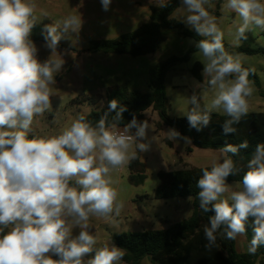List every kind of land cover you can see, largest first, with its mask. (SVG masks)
Wrapping results in <instances>:
<instances>
[{
    "label": "clouds",
    "instance_id": "obj_1",
    "mask_svg": "<svg viewBox=\"0 0 264 264\" xmlns=\"http://www.w3.org/2000/svg\"><path fill=\"white\" fill-rule=\"evenodd\" d=\"M100 3L109 11L112 0ZM214 7L213 0H181L178 7L182 22L202 37L193 55L203 65L204 79L196 84L201 91L187 98L191 107L185 116L190 128L200 131L222 111L228 117L222 130L229 135L248 114L254 92L249 75L255 69L243 66L241 54L226 51L225 31L208 10ZM222 8L235 14L227 29L233 47H240L249 32H264V0H224ZM43 17L49 16L37 14L36 0H0V264H121L125 250L114 244L97 247L90 221L121 215L124 201L113 173L149 150L150 142L143 141L152 127L133 114L121 128L127 106L113 99L95 124L80 113L58 135H31L34 119L52 110L55 76L65 63L57 47L83 23L80 15H68L44 25L51 55L41 62L30 37ZM208 95L210 101L202 104ZM164 133L170 141L190 143L175 128ZM248 147L244 140L219 148L196 182L199 208L212 213L203 226L209 249L217 246L218 234L231 241L246 236L249 220L248 253L264 246V142L255 146L245 170L234 157ZM241 172L234 190L227 178Z\"/></svg>",
    "mask_w": 264,
    "mask_h": 264
},
{
    "label": "trees",
    "instance_id": "obj_2",
    "mask_svg": "<svg viewBox=\"0 0 264 264\" xmlns=\"http://www.w3.org/2000/svg\"><path fill=\"white\" fill-rule=\"evenodd\" d=\"M162 4L165 7L151 6L149 22L143 24L139 29L122 34L114 39L92 40L89 44V52H103L106 54L129 55L133 58L155 53L166 40V31H176L182 38L190 37L195 41L202 39L193 30L171 18L174 10L181 5V0H168ZM248 39L243 41L240 47L231 49L223 41L226 51L232 54L261 55L264 57L263 48H252L254 37L248 33ZM33 41L37 38L31 35ZM195 47L189 49L184 55H171L159 61L149 70V83L151 92L132 90L125 82L109 85L103 93L84 95L79 98L81 103L97 105L102 99L106 104L99 110H92L85 115L93 124L109 108V102L117 99L121 105L127 106L123 113V124L132 119L133 114L139 121H145L144 112L153 109L159 113L161 123L157 127L167 126L175 128L182 136H188L193 140L197 148H221L225 144H239L247 140L249 147L241 149L234 157L237 165L246 170L250 154L258 143L264 142V113H251L242 118L235 134L225 135L222 130L226 115L212 114L211 122L202 130L197 131L190 128L186 117L170 118L169 100L166 94L164 79L169 70L174 66L186 62ZM244 66V65H243ZM245 68H249L244 66ZM252 69V68H249ZM203 65L200 62L194 64L191 73L195 79L202 82L201 71ZM249 80L260 87L261 82L256 72L249 75ZM262 97L264 92L260 91ZM111 118V117H110ZM204 167H190L183 170L161 171L158 173L159 184L155 190L154 197L159 200L175 198H193L194 212L192 216L180 222L171 223L167 228L149 229L142 232H123L112 234V243L125 250L124 264H141L145 257H149L152 264H264V246L252 255L238 253L235 249V241L227 240L217 235V246L211 249L205 247L207 240L203 232V226L208 223L212 213H204L199 208L197 193L199 189L196 182L202 175ZM128 181L131 185H142L146 180L145 165L141 158L129 165ZM243 172L237 176H229L228 183L238 182L242 179ZM251 220L246 225V238L251 240Z\"/></svg>",
    "mask_w": 264,
    "mask_h": 264
},
{
    "label": "rangeland",
    "instance_id": "obj_3",
    "mask_svg": "<svg viewBox=\"0 0 264 264\" xmlns=\"http://www.w3.org/2000/svg\"><path fill=\"white\" fill-rule=\"evenodd\" d=\"M213 3L215 4V7L209 8L208 10L210 14L217 17L220 27L225 31L224 40H226L231 49H236L237 47H233L231 44L232 37L227 33V29L229 26H231L235 14L228 13L222 8L224 0H213ZM182 15V12L176 8L172 13L171 18L182 22ZM184 25L185 27L189 28L186 24ZM140 27L133 29L122 28L118 29L117 32L129 33L139 29ZM85 33L90 35V32L87 31L86 28H81L77 36L78 43L76 45V50L78 53L77 64L79 69L77 77H69L70 74L67 76H62V81H65L67 78L72 80L77 79V86L73 84L74 81L72 82V85H68L69 82H67L66 85L63 84V88L68 89L71 86V90H68V92L62 91L61 95H58L57 91L55 92L56 95L51 97L52 110L50 112H46L43 117L35 118L33 121L32 130H34L36 136L51 137L58 135L64 127L71 124L76 115L80 113L87 115L93 109H95V106H88L86 104L80 103L79 101L80 97L93 94L84 88L86 78L84 69L92 61L95 63L99 62L96 55L92 56L90 53L84 52L88 46L86 43H84V38L88 37L85 35ZM165 33L168 35V40L166 44L162 46V49L149 58L148 62L140 60V70L137 71L139 75L145 74L147 68L152 66L155 61H162L171 55L182 56L189 49L195 47L196 41L190 37L181 38V36L174 30L167 31ZM249 33L255 39V42L250 43V46L252 48L264 49V32L257 30L255 33ZM114 34L115 33L111 34L110 36L112 37ZM114 38H117V36L113 37V39ZM64 49L65 46L63 45L62 50ZM241 55L243 58V65L252 69L254 68L261 82V86L258 87L252 81L254 92L248 98V114L259 112L264 113V97H262L260 94V91L264 92V57L261 55ZM107 59V66L110 68L109 66H111V64L114 62L111 58ZM197 62H199V60L196 59L192 54L186 62L174 66L166 75L165 89L170 105L167 114L170 118L186 117L185 114L189 110V107H191L187 98L190 97L194 91L197 93L201 91L196 87V84L200 82L196 80L191 73V69ZM115 71H119V69ZM115 71L108 70V76H115ZM202 79H204L203 76ZM74 86L77 88L75 89ZM210 99V95L206 96L202 101V104L208 103ZM88 107L90 108L88 109ZM101 108L102 107H98L95 110H99ZM216 113L226 115L222 111ZM148 136H150L149 130L147 132V137ZM218 149L219 148L194 149L196 151V158L193 160V164L208 166L209 162L219 155L217 151ZM113 176L119 180V184L116 185V187L120 191V198L124 201V208L119 217H114L113 219L109 220H106L103 217H93L91 219L90 223L93 227L92 231L95 232L98 237L97 247L102 246L103 244H108L111 246L113 244L110 239L112 234H119L123 232H142L149 229L167 228L171 223L180 222L190 218L194 212V206L192 202L193 200L192 198L189 200V197L168 200L152 199L145 205H139V202L133 203L130 201L131 197L144 193L151 194L156 188L157 180L155 178L149 179L141 188L131 185L125 178L121 179L120 171L113 173ZM233 188L234 190H237L238 185L233 184ZM78 233V228L73 229V236L78 235ZM236 242H238V238ZM236 249H238L237 243ZM91 255H94V252L89 254L88 257H85V259L90 258ZM121 264H124L123 261ZM141 264L152 263L149 257H145L141 261ZM256 264L260 263L257 262Z\"/></svg>",
    "mask_w": 264,
    "mask_h": 264
},
{
    "label": "crops",
    "instance_id": "obj_4",
    "mask_svg": "<svg viewBox=\"0 0 264 264\" xmlns=\"http://www.w3.org/2000/svg\"><path fill=\"white\" fill-rule=\"evenodd\" d=\"M166 1L168 0H112L110 10L104 11L100 0H36L37 14L39 15L41 12H46L49 16L43 17L40 23L33 28L31 34L37 38L33 42L38 48V59L43 62L51 55V50L45 47L44 34L42 33L44 25L51 24L54 20L59 21L68 15H80L83 21L81 28H86L87 31L90 32V35L85 33L88 37L84 38V43L88 46L84 52L90 53L92 56L96 55L98 58L97 60L99 61L96 63L92 61L84 69L86 73L84 88L93 94H97L103 93L105 88L109 85L125 82L132 90L151 92L152 89L149 83V70L160 60L155 61L152 66L147 68L145 74L141 75L137 72L140 70L141 66V63L139 62H141L140 60L148 62L149 58L162 49V46H164L168 40L167 33H165L166 40L161 44L160 48L155 53L137 58H133L129 55L89 52L88 47L92 40L113 39V37H118L125 33L117 32L118 29H133L148 23L150 7L157 6V2L162 4ZM113 33L115 34L111 37L110 35ZM77 36V33H70L66 35L61 39L57 47V52L61 54L65 60L61 72L55 76L56 84L54 85V91H57L58 95H61L62 91L68 92V90L72 89L71 86L68 89L63 88V84L66 85L67 82H69L68 85H72V82L74 81L73 84L77 86V79L72 80L67 78L65 81H62L63 75L67 76L70 74L69 77L73 78L78 75V53L76 50V45L78 43ZM63 45L65 46L64 50H62ZM107 58H111L114 62L111 66H109L110 68L107 66ZM118 69L119 71H115ZM108 70L115 71V76H113L114 78L112 76H108ZM76 88L77 87H75V89ZM83 104L89 106L87 103ZM105 104L106 100L102 99L97 105L90 106H95L94 108L96 109L98 107L103 108ZM89 108L90 107H88V109ZM144 117L152 127V129H149L150 136L146 137L143 141L146 143L150 142V148L148 151L140 153L141 161L145 165L146 180L142 185L136 187L142 188L149 179L155 178L157 180V188L159 184L157 175L161 171L167 172L173 170H183L190 167H206L203 165L193 164V160L196 158V151L194 149L198 148L194 146L193 140L190 137L181 135L182 137L190 138V143H186L184 139H179L178 142L170 141L164 133L170 128L167 126L157 127V124L161 123V118L157 111L148 109L144 112ZM120 127L122 128L123 126ZM132 131L135 132V129ZM31 135H36L34 130H32ZM120 173L121 179L125 178L128 180V176L130 174L129 165L120 170ZM156 188L151 194L144 193L141 195H135L130 198V201L133 203L139 202V205H145L148 201L155 199L154 194ZM236 243L238 244V249H236ZM248 245L249 242L246 236L238 237V242L235 240V249L238 253H247Z\"/></svg>",
    "mask_w": 264,
    "mask_h": 264
}]
</instances>
